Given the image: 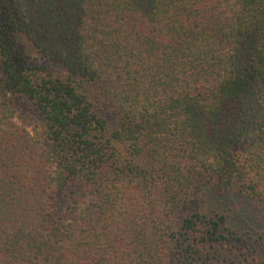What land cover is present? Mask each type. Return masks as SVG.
<instances>
[{"label": "trees", "instance_id": "16d2710c", "mask_svg": "<svg viewBox=\"0 0 264 264\" xmlns=\"http://www.w3.org/2000/svg\"><path fill=\"white\" fill-rule=\"evenodd\" d=\"M250 211L264 0H0V264H264Z\"/></svg>", "mask_w": 264, "mask_h": 264}, {"label": "rangeland", "instance_id": "374dc122", "mask_svg": "<svg viewBox=\"0 0 264 264\" xmlns=\"http://www.w3.org/2000/svg\"><path fill=\"white\" fill-rule=\"evenodd\" d=\"M17 123L21 125L20 121H17ZM214 206L215 207L217 206L216 202L214 203ZM248 207H249V201H247L246 198L231 196L230 198L226 199V205L223 206L222 209H219V208L218 209L221 211V213L225 214V216L229 215V217H230V219L232 221H236L240 217L239 214H238V218H236V219L233 218V215H231V212L229 211V208H231L233 210H237L238 213H240L241 210H243V209H247L248 210ZM250 212H251L252 217H255L256 220L260 219V224H261L260 227H263L264 226V224H263L264 221H261V220H263V218H261L259 216V214L256 213V211H250ZM255 223H256V221H255ZM236 225H238V223Z\"/></svg>", "mask_w": 264, "mask_h": 264}]
</instances>
